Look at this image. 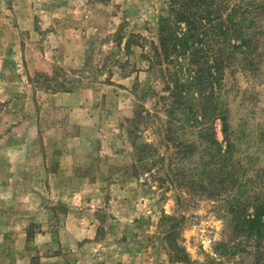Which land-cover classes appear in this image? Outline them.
<instances>
[{"label": "rangeland", "instance_id": "obj_1", "mask_svg": "<svg viewBox=\"0 0 264 264\" xmlns=\"http://www.w3.org/2000/svg\"><path fill=\"white\" fill-rule=\"evenodd\" d=\"M165 2L0 0V264H244L211 258L231 235L214 203L186 191L180 206L170 185L133 169V142L158 135L132 132V120L164 118L154 107L167 92L142 53ZM224 83L232 139L254 176L264 61L255 77L226 70ZM163 215L184 217L172 241Z\"/></svg>", "mask_w": 264, "mask_h": 264}, {"label": "trees", "instance_id": "obj_2", "mask_svg": "<svg viewBox=\"0 0 264 264\" xmlns=\"http://www.w3.org/2000/svg\"><path fill=\"white\" fill-rule=\"evenodd\" d=\"M165 3L156 38L150 43L152 51L142 53L147 69L159 76L167 92L159 95L155 104L159 106L154 107L164 118L146 113V118L137 114L132 120V132L140 133L138 125H142L158 135L155 141L133 142V169L158 178L160 188L170 185L180 206L186 191L214 203L229 221L231 235L214 244L211 258L220 261L244 255V264H264V169H255L252 176V164L244 161L233 142L228 98L234 89L224 83L226 70L246 78L260 70L264 0ZM153 166L157 167L154 174ZM163 219L170 221L165 239L172 241L184 217L163 215ZM175 258L180 262L188 256L181 250Z\"/></svg>", "mask_w": 264, "mask_h": 264}]
</instances>
